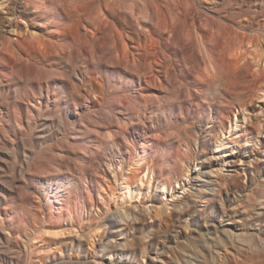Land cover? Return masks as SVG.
<instances>
[{
    "label": "rangeland",
    "instance_id": "374dc122",
    "mask_svg": "<svg viewBox=\"0 0 264 264\" xmlns=\"http://www.w3.org/2000/svg\"><path fill=\"white\" fill-rule=\"evenodd\" d=\"M2 1L0 245L43 264L60 243L38 224L77 231L67 259L171 264L201 236L264 239V0ZM113 173L140 194L121 201ZM241 243L218 264L264 263Z\"/></svg>",
    "mask_w": 264,
    "mask_h": 264
},
{
    "label": "bare ground",
    "instance_id": "6f19581e",
    "mask_svg": "<svg viewBox=\"0 0 264 264\" xmlns=\"http://www.w3.org/2000/svg\"><path fill=\"white\" fill-rule=\"evenodd\" d=\"M3 4V1L0 2V6ZM239 44L235 45V50L239 49ZM240 61V56L235 57L234 60V65H236L238 62ZM256 65L259 64V60L255 61ZM257 95L260 98H264V88H260L259 91H257ZM244 117V116H243ZM245 118V117H244ZM239 120L237 118V115L234 114L233 118L231 119L229 125H228V129H230V131H224L222 133H220V135L218 136V139L215 143V147L217 149L220 150V148L222 147H226V136L230 135V133L236 128H238L239 124H238ZM235 131V130H234ZM234 133V132H233ZM127 140V139H126ZM216 149V151H218ZM83 151V150H82ZM221 152V151H220ZM223 154V153H222ZM135 164H138V161H135ZM140 164V163H139ZM110 167V166H109ZM114 167V166H113ZM201 167V166H200ZM120 167H118L119 169ZM195 168V167H194ZM199 168H195L194 170L190 169V168H186L180 178V181L178 182L177 185L178 187L181 186V188L184 190L185 188H187L189 186V182L191 179L197 178V181L200 180L198 179L201 175L199 172ZM220 172V171H219ZM150 173L149 168L147 167V169H145L142 172V175H140L138 177V182L142 183V180L147 177V175ZM217 173V172H215ZM112 175V174H111ZM215 175V174H214ZM213 178V177H212ZM113 182L114 184L117 185V189L121 195V201H125L127 199H131L133 194L136 192L137 194H140V192L138 191V188L135 186H131L128 184V182L125 180V178H122L121 180H118L115 176V174L113 173ZM148 184V183H147ZM140 185V184H137ZM264 185V184H263ZM157 186H159V188L161 189V194L162 196H165L168 192H170V195L172 197L175 196L174 194V187L170 188L171 191L168 190V186L165 184V182L162 183H157ZM210 186V185H209ZM140 187V186H139ZM176 188V187H175ZM52 190V189H51ZM50 190V191H51ZM186 190V189H185ZM189 190V189H188ZM264 190V189H262ZM141 191V190H140ZM47 193V192H46ZM65 193V192H64ZM197 193V192H196ZM260 193V191H259ZM261 195V194H260ZM47 196V200H50V194H46ZM180 196V195H179ZM262 196V195H261ZM178 197V196H177ZM120 198V197H119ZM162 198V197H161ZM174 199V198H173ZM59 200V199H58ZM161 202V201H160ZM167 203V202H166ZM166 203H162L161 206L165 207V209H167V205ZM115 204V203H114ZM160 204V203H159ZM170 208V207H169ZM152 209V208H151ZM156 209V208H155ZM158 209V208H157ZM156 209V210H157ZM178 209V208H176ZM154 210V209H153ZM20 211V210H18ZM167 211V210H166ZM21 212V211H20ZM169 212V209H168ZM25 213V212H23ZM21 212V214H23ZM131 213V212H130ZM129 214V213H128ZM92 215V214H91ZM115 215V214H114ZM111 218H107L108 221L106 223L109 224L108 226H112L113 224L116 223V218L114 217ZM20 216V215H19ZM24 215H21L20 218L21 220L24 222V218L22 217ZM116 216V215H115ZM25 217V216H24ZM27 217V216H26ZM109 217V216H108ZM19 218V220H20ZM28 218V217H27ZM2 219V218H1ZM106 219V218H105ZM28 220V219H27ZM29 221V220H28ZM23 224H26L25 222ZM27 225V224H26ZM36 225V224H35ZM38 225V224H37ZM33 230L32 233V238L33 240H36L37 242L39 241V238L45 237V236H49L52 238V240H57L58 242L56 243H60L56 248H54L55 253H53L50 256H46V261L43 262V264H113L111 262L110 259L104 258V259H99V260H94V261H86V260H81V259H77L78 256H76L77 258H68L66 257V255H62L63 252L65 251H72L74 247H76L75 250H77L78 248H80L81 246V239L79 236H77V231L73 230L75 228H72L73 231H68L66 232L64 229L62 228H53V229H46V228H42L39 225ZM27 227V226H26ZM30 227V226H29ZM28 227V228H29ZM234 227V226H233ZM70 229V228H69ZM31 230V229H30ZM67 230V229H66ZM111 230V229H110ZM185 230V229H184ZM231 230V229H230ZM3 231V230H2ZM32 231V230H31ZM79 231V230H78ZM187 231V229L185 230ZM25 232V231H24ZM99 232V231H98ZM237 232V231H236ZM67 234H74V237L69 238V242H65L64 237ZM112 233V232H111ZM247 233V232H246ZM239 234V235H233L231 233V231H225L224 237L223 236H219L214 240H211L207 238V236H201L198 240L193 241L194 243H196L194 246H190L188 252L186 253V255L184 256H178L177 259H175L173 261V263L171 264H218L219 263V256H220V250L226 249L227 246H235V243L240 241L242 242L240 247H243L242 244H245L247 246V248L252 249V250H256V251H263L264 252V239L259 238L257 239L254 235L252 234ZM19 234V233H18ZM108 235V233L106 234ZM93 238L95 237V235H91ZM90 236V238H92ZM148 237V235H141L138 237L139 242H141V244L143 243V241ZM0 237V241H1ZM14 238V237H13ZM27 238V237H26ZM108 238V237H106ZM31 239V236L30 238ZM89 239V238H88ZM105 239V238H102ZM101 239V240H102ZM22 240V239H21ZM27 240V239H25ZM94 240V239H93ZM96 240V238H95ZM100 240V249H102V251H107L110 252V250L108 249L109 247H111L110 243H113V247L117 246L118 243L115 240H107L105 242H102ZM18 241V240H17ZM29 241V240H28ZM35 241V242H36ZM23 242V241H22ZM94 242V241H93ZM23 243H28L27 241L23 242ZM39 243V242H38ZM85 243V242H84ZM96 243V242H94ZM163 243V242H161ZM9 244V243H8ZM18 244V243H17ZM15 244V245H17ZM24 244V245H25ZM92 244V243H91ZM120 244V243H119ZM23 245V246H24ZM40 245V244H39ZM42 246V245H41ZM40 246V247H41ZM94 245H92L93 247ZM96 246V245H95ZM95 246L93 248H95ZM99 246V244L97 245ZM26 247V246H25ZM91 247V248H92ZM119 247V246H118ZM121 247V246H120ZM38 248V247H37ZM97 248V247H96ZM95 248V249H96ZM27 250V249H26ZM24 249V252L26 251ZM92 250V249H91ZM45 252L46 250H44L43 248H40V252ZM48 251V250H47ZM46 251V252H47ZM27 252V251H26ZM49 252V251H48ZM47 252V253H48ZM54 252V251H53ZM96 251L94 250V253ZM5 253H9L10 256H8V261L7 264H26V259L25 262L22 260L23 257V253L22 250L20 248V246L18 248L16 247H8L5 244L4 245H0V264H4V254ZM46 253V254H47ZM102 253V252H100ZM115 253V252H114ZM146 253V249L144 247H141L138 249L137 253H136V257L142 259L145 256ZM237 253V252H236ZM39 254V253H38ZM79 254V253H78ZM116 254V253H115ZM28 255V254H27ZM71 255V254H70ZM264 255V254H263ZM69 256V255H68ZM110 256V255H109ZM115 256V255H114ZM26 258V257H25ZM109 258V257H108ZM156 258H158V256H156ZM256 258V257H255ZM4 259V260H3ZM88 259V258H87ZM114 259V258H113ZM154 259V258H153ZM153 259H150L151 261L154 262ZM143 260V259H142ZM117 261V260H116ZM222 261V260H221ZM156 262V261H155ZM170 264V263H169ZM261 264V263H260ZM264 264V263H263Z\"/></svg>",
    "mask_w": 264,
    "mask_h": 264
}]
</instances>
